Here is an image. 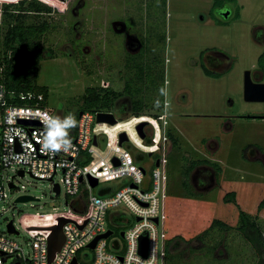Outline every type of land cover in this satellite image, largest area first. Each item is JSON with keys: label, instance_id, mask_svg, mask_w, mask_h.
Here are the masks:
<instances>
[{"label": "rangeland", "instance_id": "374dc122", "mask_svg": "<svg viewBox=\"0 0 264 264\" xmlns=\"http://www.w3.org/2000/svg\"><path fill=\"white\" fill-rule=\"evenodd\" d=\"M41 2L50 6L52 12L28 17L36 25L47 24L40 40L45 59L38 66L37 84L48 89L46 105L56 119L74 118L72 128L77 110L83 109L80 97L87 87L123 89V58L127 51H137L141 44L143 50L152 49L145 54L148 60L144 64L152 78L153 66L161 63L162 71L165 67L167 105L149 112L165 113V130L170 128L177 138V145L169 140L166 146V231L169 238L179 236L182 241L178 240L176 252L180 258L174 256L167 263L255 264L258 254L235 227L241 209L257 219L264 239V208L258 210L264 197V102H246L243 97L244 71L257 68V57L264 52V0H223L220 7L212 10L213 0ZM236 10L240 13L238 18ZM50 52L55 56L51 58ZM219 55L225 62L215 63L217 66L212 61L219 60ZM201 63L222 76L205 75ZM256 76L264 81L258 70ZM118 102L124 104L123 112L116 114L118 120L132 117L129 97ZM108 128L109 134L122 131L115 125ZM143 130L151 143L152 126L147 124ZM128 133L142 149H154L140 143L135 133ZM128 146L137 162L145 167L148 178L152 163L149 155H141L133 145ZM185 158L210 160L219 165L221 172L216 173L209 165L198 166L190 175L195 195H189L181 186ZM61 178L58 173L55 181L62 185ZM14 184L16 187L9 191L7 211L0 219V230L6 227L7 219L13 220L19 232L16 238L27 251L32 233L20 223L22 215L79 213L66 204L63 188L60 195L53 192L50 181L26 175L16 178ZM84 190L82 185L79 197L83 199ZM97 191L95 188L94 192ZM232 191L235 201L225 200V195ZM22 195L37 200L16 202ZM75 208L80 209L78 205ZM119 208L126 210L124 206ZM216 219L226 223L230 230L212 229L203 242L194 240ZM48 227L56 235V223Z\"/></svg>", "mask_w": 264, "mask_h": 264}, {"label": "built area", "instance_id": "2783aa9c", "mask_svg": "<svg viewBox=\"0 0 264 264\" xmlns=\"http://www.w3.org/2000/svg\"><path fill=\"white\" fill-rule=\"evenodd\" d=\"M19 1L0 0V27L3 6ZM3 56L0 48V219L7 211L9 191L16 187L15 179L26 175L35 180L50 181L55 194L57 184L60 189L57 195L63 188L66 204L79 213L72 216L22 215L20 223L32 233L31 240H27L28 251L17 240L18 231V234L8 232L10 221L17 229L13 220L7 219L6 227L0 230V264H73L74 259L76 264H166L169 239L165 209L168 180L166 146L169 141L165 130L166 114L157 117L145 115L152 121H145L153 128V141L151 145H145L149 149L154 148L151 151L137 145L127 131L109 134V124L96 122L99 112L113 113L118 119L114 111H81L74 131L67 128L65 135V130L53 123L55 114L44 104L42 93L16 92L6 88L3 83ZM166 105L165 101L163 108ZM138 124L135 122L131 129L143 144L144 139L136 131ZM121 132L127 134L128 141L119 144ZM129 144L144 156L151 152L148 178L145 167L137 162ZM114 158L119 162L117 165L113 163ZM58 173L62 175V185L55 181ZM89 177L97 180L95 186L90 184ZM114 181L120 183L111 185ZM82 185L85 186L84 199L79 197ZM95 188H98L97 193ZM59 218L70 221L62 228L64 241L61 248L54 252L49 262L48 238L52 230L48 226L54 222L57 226ZM131 221L132 225L125 229ZM109 230V236L99 238L94 248H89L95 238ZM144 236L147 237L146 256L139 252L140 238ZM3 257L7 260L3 261Z\"/></svg>", "mask_w": 264, "mask_h": 264}, {"label": "trees", "instance_id": "16d2710c", "mask_svg": "<svg viewBox=\"0 0 264 264\" xmlns=\"http://www.w3.org/2000/svg\"><path fill=\"white\" fill-rule=\"evenodd\" d=\"M222 3L223 0H213L212 8L220 7ZM164 5L166 6L165 1ZM51 12L52 8L40 0H21L17 4H6L2 8V26L0 27V48L4 54L1 59H3L5 63L3 83L9 91H34L42 93L44 95L45 105L48 98V89L37 84V70L41 60L45 59L43 51L40 48V40L42 34L46 31L47 24L44 22L43 25H36L35 22H31L28 17L30 14L40 16L50 14ZM239 15V10H236L235 17L238 18ZM143 48L136 54L127 53L125 55L123 68L126 75H124V86L121 91H109L102 88L87 87L80 97L84 110L105 111H113L116 102L121 97H129L132 116L143 117L138 120L131 118L121 121L120 119L115 126L130 133H134L131 128L135 122L150 121V119L145 118L144 115L152 117L158 116L157 113L149 112V109H156L164 105V71L161 70V63L159 65L157 63V65L153 66L155 75L153 78L151 77L150 69H147L144 64L146 63L145 61L148 60V58H145V54H149L152 49L149 50L148 47H145L143 50ZM76 49L79 50L78 44ZM78 52H80V50ZM202 55L203 53H201V57ZM54 56L55 55L50 52V57L52 58ZM258 64L264 69V53L258 57ZM201 69L207 76L214 78L221 77L220 73L210 71L204 64H201ZM153 100L155 102H152ZM83 109L82 111H84ZM80 111L81 110H77L76 112V121ZM122 112L121 110L120 113ZM144 112H148V114ZM166 134L171 143L176 145L177 138L174 136L173 132L168 129L166 130ZM151 143H148L146 135L143 144L151 145ZM140 154L142 155V153ZM184 162L181 171V186L189 195H195L193 194L190 184V175L196 166L209 165L214 168L216 173L219 174L221 172L219 165L210 160H188L185 158ZM224 199L231 202L235 201V192H228ZM263 208L264 197L258 204V210H262ZM212 229L227 232L230 230V227L221 220H213L211 226L201 235L196 236L194 240L197 242L202 241ZM235 229L253 246L258 254V260L255 264H264L263 231L257 219L240 209ZM178 240L182 241L181 237L175 236L167 240V261L168 259L174 258V256L180 258V255L176 253L179 250ZM167 261L166 264H183L167 263ZM16 263L17 262H15V264ZM19 264H23V262Z\"/></svg>", "mask_w": 264, "mask_h": 264}, {"label": "water", "instance_id": "95a60500", "mask_svg": "<svg viewBox=\"0 0 264 264\" xmlns=\"http://www.w3.org/2000/svg\"><path fill=\"white\" fill-rule=\"evenodd\" d=\"M243 97L246 102H264V83L253 82L250 76V70H246L244 72ZM80 114L81 112L79 113V115ZM23 122L33 123V124L36 123V122H30V121H23ZM96 122L107 123L109 125H115L116 123H118V119L115 117V114L113 113L99 112L96 116ZM146 124L147 122H141L136 126L137 134L141 139L145 138V133L143 129ZM118 138H119V144H122L128 141V137L125 132H121L118 135ZM150 154L151 152H149V155ZM113 163L117 165L119 162L117 161V159L114 158ZM22 174L23 173L20 172V175ZM89 181L92 186H95L97 184V180L94 178L89 177ZM12 186L13 184H10V187ZM54 191L56 192V194L60 192L59 186L57 184L55 185ZM31 200H37V199H35L32 196L22 195L16 199V202H27ZM58 221H59V224L56 226V232H57L56 235H54V232L52 230V234L48 238V260L49 262H51L54 252L61 248L63 241H64L62 228L64 224L69 222L70 220L67 218H59ZM7 228H8L9 233L18 234L17 230H15L13 223L11 221L8 223ZM110 234H111V231L109 230L105 234L98 236L97 238H95V240L92 243L89 244V248L91 249L94 248L95 243L99 238H106ZM139 252L141 255L146 256V252H147V237L146 236L140 238ZM6 260H7V257H3V261H6ZM16 264H19V263H16ZM73 264H76V259L73 260Z\"/></svg>", "mask_w": 264, "mask_h": 264}, {"label": "flooded vegetation", "instance_id": "af4514ba", "mask_svg": "<svg viewBox=\"0 0 264 264\" xmlns=\"http://www.w3.org/2000/svg\"><path fill=\"white\" fill-rule=\"evenodd\" d=\"M223 4V3H222ZM212 5H213V2H212ZM211 10H212V7H211ZM211 10H210V13H211ZM120 27V26H119ZM137 43H139L140 44V42L138 41ZM143 43V42H142ZM133 44H135V43H133ZM144 47V45L143 44H141V46L139 47V49L137 50V51H132V53L131 54H136V53H138L142 48ZM127 53H130L129 51H127L126 53H125V55L127 54ZM264 53V52H263ZM262 54V53H261ZM260 54V55H261ZM125 55H124V57H125ZM259 55V56H260ZM258 56V57H259ZM219 60L218 59H214L212 62H213V64H215V63H218V64H221L222 62H225V58L223 57V56H220L219 55ZM258 57H257V68H254V69H246V70H250V76H251V79L253 80V82H255V83H264V81L263 80H261V79H258L257 78V76H256V73H257V70H258V72H260L262 75H264V69L263 68H261V66L258 64ZM124 59V58H123ZM166 61V60H165ZM201 64H204V63H201ZM205 65V64H204ZM215 65H217V64H215ZM206 66V65H205ZM218 66V65H217ZM200 67H201V65H200ZM207 67V66H206ZM208 68V67H207ZM209 69V68H208ZM210 70V69H209ZM245 70V71H246ZM210 71H212V70H210ZM244 71V72H245ZM212 72H214V73H220V72H215V71H212ZM221 74V76H222V73H220ZM164 75H165V67H164ZM252 76L254 77V79L252 78ZM166 81V80H165ZM164 84H165V82H164ZM165 90V89H164ZM164 93H165V91H164ZM165 97V96H164ZM122 98V97H121ZM164 102H165V100H164ZM164 104V103H163ZM126 107V106H125ZM124 109V104H120L118 101L116 102V105H115V108H114V111H115V113L117 114V115H119V112L121 111V110H123ZM250 117V116H249ZM255 116H251L250 118H254ZM260 118H262V117H260ZM170 129V128H169ZM171 130V129H170ZM172 131V130H171ZM173 132V131H172ZM173 134H174V132H173ZM179 144V143H178ZM177 145V144H176ZM264 160V159H263ZM198 166H203V165H198ZM198 166H196V168L198 167ZM196 168L192 171V172H194L195 170H196ZM190 184H191V186H192V183H191V177H190ZM193 187V186H192Z\"/></svg>", "mask_w": 264, "mask_h": 264}, {"label": "clouds", "instance_id": "9594fccd", "mask_svg": "<svg viewBox=\"0 0 264 264\" xmlns=\"http://www.w3.org/2000/svg\"><path fill=\"white\" fill-rule=\"evenodd\" d=\"M53 123L55 125H59V127L61 129L65 130V135H66V129L73 126L75 121L74 118L72 116H68L67 118H65L63 121H60L59 118H57L56 120L53 121ZM68 141H65V144H67Z\"/></svg>", "mask_w": 264, "mask_h": 264}, {"label": "bare ground", "instance_id": "6f19581e", "mask_svg": "<svg viewBox=\"0 0 264 264\" xmlns=\"http://www.w3.org/2000/svg\"><path fill=\"white\" fill-rule=\"evenodd\" d=\"M147 117V116H146ZM133 118H135V117H133ZM140 119V118H139ZM136 120H138V119H136ZM119 122V121H118ZM150 122H152L151 120H150ZM141 123V122H140ZM117 124V123H116ZM109 126H112V125H109ZM118 132V131H117Z\"/></svg>", "mask_w": 264, "mask_h": 264}, {"label": "crops", "instance_id": "0c3cea01", "mask_svg": "<svg viewBox=\"0 0 264 264\" xmlns=\"http://www.w3.org/2000/svg\"><path fill=\"white\" fill-rule=\"evenodd\" d=\"M69 128H71V130H74V127L72 128V126H71V127H69Z\"/></svg>", "mask_w": 264, "mask_h": 264}]
</instances>
